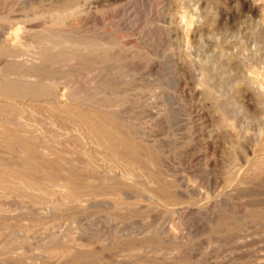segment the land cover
I'll return each mask as SVG.
<instances>
[{
    "label": "rangeland",
    "instance_id": "rangeland-1",
    "mask_svg": "<svg viewBox=\"0 0 264 264\" xmlns=\"http://www.w3.org/2000/svg\"><path fill=\"white\" fill-rule=\"evenodd\" d=\"M157 1L119 0V3L117 0H91L92 13L87 18L85 16L80 19L81 36L86 39L97 36L104 43L112 40L115 46L113 52L108 53L109 57L103 52V56L95 58L98 61L90 57L92 62L90 59L88 61L91 63L82 62L76 66L73 74L74 79L84 83L82 85L85 87L96 80L98 85H110L108 91L121 92L118 95L101 96L104 98L96 100L101 104L116 103L118 106L115 115L99 116L101 123L96 124L94 121L96 118L93 116L92 100L89 97L79 96V100L75 101L63 100L61 106L64 109L56 112L57 110L49 107L52 99L22 95L17 87L10 88L0 83V111L3 110L0 113V129L3 130L2 127L5 126L4 129L12 130V136L8 137L10 141L7 140L5 145L0 142V158H5L6 155L8 157L9 152L11 156L14 152L12 150H18L19 146V152L15 151L18 155L15 152L13 154L16 159L13 155L14 160L10 156L9 159L6 157L12 168L16 165L20 166V171L21 168L24 171L27 168L23 165L26 161L29 168L30 163L33 164L32 168L38 167V163H33L37 157L32 153L35 158H31L28 151L30 145H23V137L31 142L34 137L35 144L26 141L32 145L30 151L35 152L32 149L38 147L37 151L45 152L47 160L51 161L48 153L54 154L58 150L54 155L60 152L61 156L57 154L58 157H52V160L58 158L61 161L65 156V160L69 158L77 163L80 161L78 166L102 164L100 157H95L93 146L94 129L91 128L95 125L94 128L99 131L100 127L106 131L102 130L100 135L104 137V140L101 137L105 147L102 149L103 153H106L107 159L111 157L109 161H113L109 164H116L117 156L119 166L123 165L122 162L125 164L127 160L130 161L120 154L122 143L128 141L132 146L144 148L141 149L143 154L139 158L141 163L139 160L138 163H147L146 168L151 166V173L147 169L149 173L142 171L141 174L153 176L141 175L139 172L135 178L138 181V191L135 187L136 192H130V198L133 196L131 200L126 199L124 202L122 199L120 202H124L123 205L118 201L121 204L119 207V203L114 206L116 201L112 197L106 198L108 205L96 203L93 206L83 203V207H80L69 191L59 187L47 190L51 192L29 191L30 184L23 180V172H16V167L12 170L8 166L9 162L4 159L0 170L10 176L0 174V264H264V0ZM183 15L193 18L194 25L188 39L181 43L179 34L169 33V19ZM125 22H129V25ZM94 27L98 29L97 32ZM106 29L107 34L111 30L113 35H107ZM115 48L119 52L115 53ZM7 69L9 70V66L4 62L0 63L1 72H6ZM39 73L48 78L53 75L56 78L63 76L61 70L56 72V69H45ZM8 98L14 100H10V103ZM85 99H88L87 102ZM83 101L87 104L83 105ZM25 103L31 104V108L29 104L25 106ZM30 109H35L33 114L37 112L36 115H31ZM23 114L25 118L21 117ZM27 114H30L29 118ZM85 114L90 118L87 115L85 117ZM17 115L21 117L20 120L25 119L28 129L23 132L26 134L11 124ZM51 115L56 117L51 118ZM53 117L58 121L55 122ZM115 117L119 119L113 123ZM7 118L10 125L5 123ZM51 123L55 125L51 126ZM120 125L124 130L119 128ZM110 126L116 129L113 130ZM36 131H42L41 134L47 138L44 139L41 135L40 138V133L37 134ZM120 132L123 135H119ZM128 135L135 137L137 141L132 142L134 139ZM16 137H20V140ZM58 140L61 142H57ZM11 142L8 152L10 145H6ZM139 142L140 144L135 145ZM47 143H50L48 149L45 147ZM139 145L142 146L138 147ZM21 148L31 156L25 153L29 158L26 157ZM147 152L152 153L149 159L145 156ZM18 157L22 158L19 160H23V164ZM25 157L29 160L24 161ZM81 160L84 161L83 164ZM152 170L155 174H152ZM159 170L163 176H158L160 183L155 180ZM35 174L39 173L33 175ZM20 175L24 182L17 179ZM36 175L35 177H40ZM46 181L49 185L50 181ZM42 182L40 183H47L45 180ZM156 184L159 187L165 184L161 191L164 190L166 194L159 191ZM166 184H170L168 188H165ZM143 188L146 191L154 188L156 190L153 191L158 193L149 191L155 194L153 197ZM169 190L174 195L171 198L167 194ZM156 198H162V202L164 198L165 203H156Z\"/></svg>",
    "mask_w": 264,
    "mask_h": 264
},
{
    "label": "bare ground",
    "instance_id": "bare-ground-1",
    "mask_svg": "<svg viewBox=\"0 0 264 264\" xmlns=\"http://www.w3.org/2000/svg\"><path fill=\"white\" fill-rule=\"evenodd\" d=\"M91 0H0V63L4 62L7 66H9V70L6 71V72H1L0 71V83L2 84H6L8 85V87L10 86L11 87H17L19 89V92L22 93V95H33V96H40L42 98H50L49 100H53V102L50 103L49 107L51 106L54 110H57L56 112H58V110L60 111V109H64L61 105H62V102L63 100H67V101H75V100H79V98L82 96V97H89L91 98L92 101H90L91 105L93 106V116L96 118V120L94 119L95 123L96 124H99L101 123V120H100V117L99 116H102V115H115V112H116V109H117V105L116 103H112V104H101V102L99 101H96L97 99L99 100V98L101 96H105V95H113V94H120L121 92H111V91H108V87L110 86H103V85H98V81L96 80H93L90 84H89V87H85L83 86L84 83H80L79 81H76L74 79V72H75V69H76V66L80 65L82 62H86L88 61V59H90L91 61V58L94 57V60L95 58H98L100 56H103L102 55V52L105 53L106 55H108L109 52H113V49H114V43H112L113 41L112 40H108V42H103L101 41L102 39H100L101 37H99L100 40H98V38L96 37H91V39H86L84 38L83 36L80 35L81 33V27H80V19L85 17L87 18V16H89L92 11H93V8L91 9V3H90ZM100 1V0H99ZM119 2V0H117ZM123 1V0H122ZM157 1V0H156ZM141 2V1H140ZM158 2V1H157ZM175 2V1H174ZM110 3V2H109ZM120 3V2H119ZM127 3V2H126ZM177 3V1H176ZM107 4V3H106ZM117 4V3H116ZM94 5V4H93ZM123 5V4H122ZM97 6V5H96ZM99 6V5H98ZM109 6V5H106V7ZM111 6V5H110ZM118 6V5H117ZM94 7V6H93ZM100 7V6H99ZM98 7V8H99ZM102 7V5H101ZM116 7V6H115ZM119 7V6H118ZM125 7V6H124ZM117 8V7H116ZM95 9V8H94ZM120 9V8H119ZM125 9V8H123ZM104 10V9H103ZM122 10V9H121ZM133 10V9H132ZM123 11V10H122ZM128 11V10H127ZM105 12V10H104ZM112 12V11H111ZM110 12V13H111ZM115 12V11H113ZM126 12V11H125ZM131 12V11H130ZM136 13V12H134ZM99 14V13H98ZM108 14V13H107ZM112 14V13H111ZM118 14V13H117ZM120 14V13H119ZM121 14H124V13H121ZM129 14V13H127ZM109 15V14H108ZM133 15V14H132ZM135 15V14H134ZM179 15V14H178ZM110 16V15H109ZM120 16V15H119ZM129 15H127L128 17ZM136 16V15H135ZM134 16V17H135ZM199 16V15H198ZM111 17V16H110ZM123 17V15H122ZM132 17V16H130ZM191 17V16H190ZM193 17V16H192ZM91 18V17H90ZM90 18H88L90 20ZM94 18V17H93ZM92 18V19H93ZM113 18V17H112ZM126 18V17H125ZM91 19V20H92ZM96 19V18H95ZM114 19H116L114 17ZM118 19V18H117ZM121 19V18H120ZM119 21H122L120 20ZM128 19V18H127ZM126 19V20H127ZM136 19V17H135ZM193 18H189L188 15H183V16H180V17H171L169 19L170 21V30H169V33L170 34H179V37H180V41L181 43H184L187 39H188V35L189 33L192 31V25H194V20H192ZM94 20V19H93ZM105 20V19H104ZM109 20V19H107ZM125 20V21H126ZM130 21V19H129ZM134 21V20H133ZM138 21V20H137ZM86 22V21H85ZM91 22V21H90ZM103 22V21H102ZM131 22V21H130ZM168 22V21H167ZM88 23V22H87ZM86 23V25H87ZM95 23H96V20H95ZM122 23V22H121ZM124 23V21H123ZM126 23V22H125ZM89 24V23H88ZM94 24V22H93ZM104 24V22H103ZM101 23V25H103ZM113 24V23H112ZM117 24H120V22H117ZM129 25V22L126 23ZM137 24V23H136ZM198 24V23H197ZM133 25V24H132ZM95 26V24H94ZM119 26V25H118ZM117 26V27H118ZM122 26V24H121ZM125 26V25H124ZM89 29H91L90 27H88ZM95 28V27H94ZM97 28V26H96ZM95 28V31L98 30ZM136 28V27H135ZM86 29V28H85ZM104 29V28H103ZM134 29V28H133ZM137 30V29H135ZM167 30V29H166ZM120 31V30H119ZM88 32V30H87ZM97 32V31H96ZM107 32V29L105 31V33ZM110 34L111 33V30L108 31ZM135 32V31H134ZM133 32V34H134ZM193 32V31H192ZM84 33V32H83ZM113 33V31H112ZM111 33V34H112ZM130 33V32H129ZM168 33V32H167ZM107 34V33H106ZM106 34L103 36L105 37ZM107 34V35H108ZM83 35V34H82ZM93 36H95L94 34H92ZM101 35V34H100ZM113 35V34H112ZM110 35V38L111 39V36ZM115 36V35H114ZM150 36V35H149ZM178 36V35H177ZM135 37V36H134ZM141 37V36H140ZM107 38V37H106ZM104 38V41H107V39ZM118 38V37H117ZM113 39V38H112ZM116 39V38H115ZM123 41V40H122ZM121 41V42H122ZM117 43V42H116ZM125 43V42H124ZM127 43V42H126ZM123 44V43H121ZM137 46V44H134ZM121 45H119L120 47ZM118 47V46H117ZM140 47V46H139ZM131 48H132V44H131ZM158 48V47H157ZM116 49V52L117 53V48ZM135 49V48H134ZM149 49V48H148ZM151 49V48H150ZM140 50V49H139ZM149 51V50H148ZM119 52V51H118ZM154 52V51H153ZM106 55H104L106 57ZM111 55V54H110ZM114 56V55H113ZM119 55H117L118 57ZM136 56V55H135ZM91 57V58H90ZM109 57V55H108ZM111 57V56H110ZM139 58V57H138ZM109 59V58H108ZM153 59V57H152ZM93 60V59H92ZM104 60V59H103ZM90 61H88L89 63H91ZM95 61H98L97 59ZM93 61V63L95 62ZM109 61V60H108ZM107 61V62H108ZM105 62V61H104ZM118 62V61H117ZM88 63V64H89ZM98 63V62H97ZM106 63V62H105ZM103 63V64H105ZM96 64V63H95ZM94 64V65H95ZM100 64V63H99ZM117 64V63H116ZM258 65V64H257ZM91 66V65H90ZM93 66V65H92ZM91 66V67H92ZM96 66V65H95ZM94 66V67H95ZM100 66V65H99ZM108 66V65H107ZM112 66V65H111ZM4 67V66H3ZM98 67V65H97ZM5 68V67H4ZM123 68V67H122ZM253 68V67H252ZM45 69H56V72L57 70H61V73L63 74L62 77H46L45 75L44 76H41L40 75V71H43ZM86 69V68H85ZM96 69V68H95ZM98 69V68H97ZM252 70V69H251ZM260 70V69H259ZM88 71V70H87ZM91 71V70H90ZM98 71V70H97ZM262 72V71H261ZM264 72V71H263ZM51 73V72H50ZM53 73V72H52ZM116 73V72H115ZM204 73V72H203ZM95 74V73H94ZM100 74V72H99ZM86 75V74H85ZM92 75V74H91ZM112 75V74H111ZM117 75V74H116ZM81 76V75H80ZM97 76H99L97 74ZM258 76V75H257ZM90 77V76H89ZM106 77V76H105ZM104 77V78H105ZM127 77H129L127 75ZM131 77V76H130ZM206 77V76H205ZM204 78V77H203ZM207 79V78H206ZM255 79V78H254ZM258 79V78H257ZM86 80V79H85ZM101 80V79H100ZM104 80V79H103ZM124 80V79H123ZM138 80V79H137ZM253 80V79H252ZM81 81V80H80ZM83 81V80H82ZM81 81V82H82ZM106 81V79H105ZM108 81V80H107ZM126 81V80H125ZM257 80H255L256 82ZM264 81V80H263ZM102 82V81H101ZM111 82V80L109 81ZM207 82V81H206ZM100 83V82H99ZM83 84V85H82ZM88 84V83H87ZM102 84V83H101ZM252 84V83H251ZM254 84V83H253ZM256 84L259 85L258 82H256ZM123 85V84H122ZM257 85V86H258ZM262 86V85H261ZM264 86V85H263ZM116 91V90H115ZM130 95V94H129ZM80 96V97H79ZM1 97V96H0ZM109 97V96H108ZM126 97V96H125ZM2 98V97H1ZM101 98H104V97H101ZM9 99V98H8ZM1 100V99H0ZM7 100L11 103V101L13 100ZM51 100V101H52ZM87 102L88 99H85ZM108 100V99H106ZM17 101V100H16ZM24 101V100H23ZM26 101V100H25ZM28 101V100H27ZM19 102V101H18ZM30 102V101H29ZM32 102V101H31ZM34 102V101H33ZM38 102V101H37ZM84 101L82 102L83 105L87 104L85 103ZM5 103V102H4ZM14 104V103H13ZM11 104V105H13ZM20 104V103H19ZM24 104V103H23ZM29 103H25V106H28ZM41 104V103H40ZM39 104V106H40ZM43 104V103H42ZM46 104V103H45ZM44 104V105H45ZM49 104V103H48ZM36 105V104H35ZM33 105V106H35ZM38 105V104H37ZM22 106V104H21ZM23 105V107H25ZM31 106V104H29V107ZM91 106V107H92ZM2 107V106H0ZM29 107H27V109H29ZM66 107V106H65ZM120 107V106H119ZM151 107V106H150ZM8 108V107H7ZM17 108V107H16ZM26 108V107H25ZM31 108V107H30ZM33 109V108H32ZM32 109H30L32 111ZM37 111H38V108H36ZM45 109V107H44ZM42 109V110H44ZM48 109V107H47ZM51 108H49L50 110ZM51 109V110H53ZM72 109V107H71ZM79 109V108H78ZM82 109V108H80ZM84 109V108H83ZM88 109V108H87ZM86 109V110H87ZM40 110V108H39ZM66 110L68 111V109L66 108ZM73 111L74 108L72 109ZM29 111V110H28ZM30 111V112H31ZM35 111V109L32 111L31 115H34L33 112ZM65 111V110H63ZM85 111V110H84ZM91 111V110H90ZM3 112L0 111V113ZM13 112V110L11 111ZM27 112V111H26ZM42 112H46V111H42ZM52 112V111H51ZM77 112V111H76ZM89 112V111H87ZM25 113V112H24ZM28 113V112H27ZM39 115H40V112H38ZM48 113V112H47ZM53 113L55 114V112L53 111ZM52 113V114H53ZM62 113V112H61ZM66 113V112H64ZM68 113V112H67ZM66 113V114H67ZM71 112L68 113V115L70 114ZM81 113V112H80ZM86 113V111H85ZM118 113V111H117ZM116 113V114H117ZM3 114V113H2ZM8 114V113H7ZM14 114H15V111H14ZM26 114V113H25ZM25 114L21 115V117L23 116V118H25ZM43 114V113H42ZM60 114V112L58 113ZM73 114V113H72ZM70 114V115H72ZM89 114V113H88ZM119 114V113H118ZM6 115V114H5ZM28 115V114H27ZM26 115V116H27ZM30 115V114H29ZM29 115H28V118H29ZM36 115V114H35ZM44 115V114H43ZM81 115V114H80ZM87 114H85V117H86ZM91 115V114H90ZM2 116V115H0ZM4 116V115H3ZM13 116V115H12ZM18 117H16V119H12L11 123L12 125H15L17 126L20 130H22V132L26 131L28 128H27V124L25 123V119L24 121L23 120H20L19 118V115H17ZM38 116V115H37ZM48 116H49V113H48ZM52 116H55L56 115H51L50 117L52 118ZM59 116V115H58ZM57 116V117H58ZM74 116V115H73ZM88 116V115H87ZM117 116V115H116ZM120 116V115H118ZM5 117V116H4ZM41 117V116H40ZM60 117V116H59ZM76 117V116H75ZM81 117V116H80ZM123 117V116H121ZM1 118V117H0ZM35 118V117H34ZM43 118V117H42ZM54 118V117H53ZM88 118H90V116H88ZM116 118V117H115ZM118 118V117H117ZM113 119L114 121L115 120H118V119ZM124 118V117H123ZM3 119H6V118H3ZM31 119V118H30ZM33 119V118H32ZM36 119V118H35ZM34 119V121H36ZM44 119V118H43ZM56 120V118H54ZM60 119V118H59ZM85 119V118H83ZM105 119V118H103ZM102 119V120H103ZM107 119V118H106ZM29 120V119H28ZM27 120V121H28ZM46 120V119H44ZM80 120V119H79ZM78 120V121H79ZM109 121H111L112 119H107ZM112 120V121H113ZM42 121V120H41ZM39 121V122H41ZM50 121V120H48ZM52 121V120H51ZM58 120H56L55 122H57ZM105 121V120H104ZM103 121V124L105 123ZM113 123H116V121ZM4 122V121H3ZM30 122V121H29ZM38 122V121H37ZM84 122V121H82ZM122 122V121H121ZM125 123V121H123ZM8 125H10V123L8 122V118L6 120V122ZM35 123V122H34ZM67 123H69L67 121ZM72 123V122H71ZM107 123V122H106ZM109 123V122H108ZM120 123V122H118ZM127 123V122H126ZM36 124V123H35ZM45 124V123H44ZM87 124V123H86ZM102 124V126H103ZM121 124V123H120ZM123 124V123H122ZM34 125V124H33ZM37 125V124H36ZM40 125V124H39ZM46 125V124H45ZM55 124L51 123V126H53ZM127 124H125L126 126ZM4 126V125H3ZM41 126V125H40ZM91 126L88 125V127ZM106 126V125H105ZM121 126V125H120ZM128 126V125H127ZM5 127V126H4ZM0 129L2 132L0 133V142H2L3 145H5V142H7V140H9L8 137H10V130L11 129ZM14 127V126H13ZM16 127V128H17ZM30 127H34V126H30ZM29 127V129H30ZM76 127V126H75ZM95 127V125H94ZM91 128L94 129V131L92 132V135H93V140L94 142L92 141V138H91V141L93 142V146H94V151H95V157H97V155L100 157V162L102 164H99L98 162H95V163H98V165H93V166H90L88 164H83L84 161H82V164L81 166H78V164L81 162L78 161V163L76 161H73V160H65L67 159L64 155H66L64 153V160L61 159H54L52 160L53 158L52 157H58L57 154H59L60 152H57L56 156L54 155L56 151L54 152V154H50V157H51V161L50 159L47 160L48 158L45 157L47 156L45 154V152L43 153L42 151L39 152L37 151V149H32L34 150L35 152H31V148H32V145L29 143L31 141L28 140V138H24L25 140H23L21 138V141L23 143V145H30L29 147V155L31 156V158L34 156L32 153H35L37 159H38V162L35 160H37L35 157V160L33 162V159L32 162L37 164L38 163V167L36 169L32 168V163L31 160L29 161V163L31 164V167L29 168L28 166H30L28 164V161H26V159H28L29 155L24 152V148L21 150L23 151V153L25 154L26 157L28 158H24L27 163H22L23 160H19V159H22L21 157L17 158L19 160V162L21 164L24 165V168L25 166L27 168H25L24 171H22L23 169L21 168V172L19 170L20 166L18 165L19 162H17L18 160H16V164L19 166V167H16V165H13L15 168L14 172H20L22 173V178L24 181H29V184L30 186L27 184V187L29 186V191L31 189L32 192L34 191H47V190H51L52 188H56V187H59L61 189H65L67 191H69L70 195H72L74 197V201L76 203V205H79L80 207L82 206L81 204L83 203H88V204H92L93 206H95L96 203H104V204H107L108 202L106 201L107 197H112L113 199H115L116 202H114V206H116L117 203H119L122 199L125 200L127 199H130L133 197L130 198V192H132L134 190V192L138 191L137 189V180H135V178H137L138 176V173L143 171V172H146L147 169H149V172L151 173V166L150 168H146L148 167V165L144 164L143 161L142 164H139L138 162L140 161L139 158H141L142 154H143V151H141V149L144 150V148L141 147L140 148H137L136 146H132V144H128L126 142H124V136H123V142L122 143V146L120 144V148L122 149L121 153L123 157H125L126 159L128 158L130 161L127 162L124 164L122 161V164L123 165H120L119 166V157H115V161L117 162L116 164L114 163H111L109 164L110 162H113V161H109V158L111 160V157H108V159L106 158L105 154L103 153V148H105L102 144V139L104 137H102L100 135L101 131L103 129H101L102 127H100V131L97 129V128ZM112 129H113V126H110ZM37 128V127H36ZM34 128V129H36ZM39 128V126H38ZM55 128V127H53ZM78 128V126H77ZM76 128V129H77ZM90 128V127H89ZM115 128V127H114ZM121 129L124 130V128L121 126L119 127ZM32 129V128H31ZM58 129V128H57ZM60 129V127H59ZM62 130H64L63 128H61ZM79 129V128H78ZM110 129L109 131H111L113 133V130L115 129ZM39 130V129H38ZM89 129V131H91ZM12 131V130H11ZM29 132H32L33 130H28ZM27 131V132H28ZM61 132V130H58ZM73 131V130H72ZM75 131V129H74ZM80 131V130H79ZM105 130H103L104 132ZM128 131V130H127ZM23 132V133H24ZM35 132V131H33ZM63 132V131H62ZM65 132V131H64ZM106 132V131H105ZM136 133V131H134ZM13 133V132H12ZM18 133V131H17ZM37 133V131H36ZM40 133L39 134V137L42 138L41 136H43L42 134V131L41 132H38ZM37 133V134H38ZM42 133V134H41ZM54 133H56L54 131ZM53 133V134H54ZM73 133V132H72ZM82 133V132H80ZM121 133V132H120ZM133 132H131L132 134ZM26 134V133H24ZM31 134V133H30ZM30 134H27L28 137ZM36 134V135H37ZM45 134V133H44ZM134 134V133H133ZM139 134V133H137ZM15 135V134H13ZM20 135V134H19ZM33 135V133H32ZM35 135V133H34ZM41 135V136H40ZM91 135V134H90ZM103 135V133H102ZM113 135L115 136V134L113 133ZM117 135V134H116ZM119 135H123L122 133L119 134ZM12 136V135H11ZM18 136V135H17ZM104 136V135H103ZM106 136V135H105ZM118 136V135H117ZM131 137V135H128ZM135 136V135H134ZM262 136V135H261ZM15 138V136H13ZM21 137V136H20ZM20 137L19 140H20ZM31 137V136H30ZM29 137V138H30ZM102 137V139H101ZM137 137V136H136ZM17 138V137H16ZM17 138V139H18ZM32 138V137H31ZM44 138V136H43ZM47 138V137H46ZM44 138V139H46ZM59 138V137H58ZM62 138V137H61ZM60 138V139H61ZM106 138V137H105ZM109 138V137H108ZM115 138V137H113ZM132 138V137H131ZM130 138V139H131ZM135 138V137H134ZM132 138V139H134ZM18 142H20L21 144V141L17 140ZM83 139V138H81ZM88 139V138H87ZM86 139V140H87ZM90 139V138H89ZM120 139V138H119ZM129 139V140H130ZM131 139V140H132ZM138 141H141L139 140V138H137ZM29 141L28 143L26 141ZM31 140V139H30ZM54 140H56L54 138ZM104 140V139H103ZM118 140V138H117ZM127 140V139H126ZM10 141V140H9ZM34 137H33V140L31 143H34ZM37 142H40L36 139ZM60 140H58L57 142H59ZM88 141V140H87ZM86 141V142H87ZM89 141V142H91ZM111 141V140H110ZM109 141V143H111ZM137 141V140H136ZM135 139L132 140V142H136ZM61 142V141H60ZM105 142H106V139H105ZM131 142V141H130ZM131 142V143H132ZM9 143V142H8ZM6 146L10 147L8 148V152L12 146V142L10 144H8ZM15 143V142H14ZM26 143V144H25ZM28 144V145H27ZM40 144V143H39ZM38 144V145H39ZM45 144V143H42V145ZM50 144V143H49ZM47 143V145H45V147H47V149L49 148ZM61 144V143H60ZM64 144V143H63ZM91 144V143H89ZM119 144V143H118ZM137 144H140L139 143H136L135 145ZM262 144V143H261ZM1 145V144H0ZM22 145V146H23ZM107 145V144H105ZM112 145V144H111ZM110 145V146H111ZM37 146V145H36ZM92 146V147H93ZM115 146V144H114ZM142 145H139L138 147H140ZM144 146V145H143ZM150 146V145H149ZM15 147V146H14ZM42 147V146H41ZM44 147V148H45ZM56 147H58V145H56ZM71 147V146H70ZM108 147V145H107ZM116 147V146H115ZM18 150H19V146H17ZM33 148H35V145L33 146ZM52 148V147H50ZM54 148V147H53ZM59 148V147H58ZM61 148V146H60ZM113 148V146H112ZM153 148V147H152ZM14 149V148H13ZM28 149V148H27ZM26 149V150H27ZM46 149V148H45ZM46 149V150H47ZM62 149V148H61ZM73 149V147H72ZM109 149V148H108ZM157 149V148H156ZM257 149V148H256ZM18 150H12V151H18ZM39 150V149H38ZM54 150V149H53ZM51 150V151H53ZM63 150V149H62ZM106 150V149H105ZM117 150V149H115ZM147 150V148H146ZM145 150V151H146ZM11 151V152H12ZM37 151V152H36ZM48 151V150H47ZM50 151V152H51ZM64 151H67V150H64ZM148 151V150H147ZM256 151V150H255ZM2 152V151H1ZM6 151V153H8ZM14 152L12 153V155L14 154ZM19 152V151H18ZM18 152L16 154L15 152V155H18ZM78 152V151H77ZM83 152V151H82ZM105 152V151H104ZM118 152V151H117ZM38 153V154H37ZM41 153V154H39ZM76 153V152H75ZM79 153V152H78ZM108 153V152H107ZM149 153V152H147ZM147 153H146V157H148L149 159V155H151L150 153L148 154L147 156ZM155 153V152H154ZM158 153V152H157ZM259 153V152H258ZM262 153V152H261ZM4 153H2L3 155ZM10 152H9V155L7 157V155L4 157L1 156V159L0 158V164L3 163L6 159V157L9 159V156H10ZM23 154V155H24ZM45 154V155H44ZM94 154V153H93ZM103 157H101V155H103ZM145 154V153H144ZM12 155L10 156V159L11 160H14V158L16 159V156L14 157L13 155V159H12ZM19 155L21 156V152L19 153ZM51 155H54V156H51ZM109 155V154H108ZM113 155V153H112ZM155 155V154H154ZM59 156H61L59 154ZM68 156V154H67ZM85 156V155H84ZM88 156V155H87ZM110 156V155H109ZM113 156H116V155H113ZM121 156V157H122ZM156 156V155H155ZM158 156V155H157ZM23 157V156H22ZM49 157V156H48ZM90 157V156H89ZM97 157V159L99 158ZM47 158V159H46ZM77 158V157H76ZM76 158L74 160H76ZM94 158V157H92ZM114 158V157H113ZM158 158V157H157ZM6 159V161L8 160ZM73 159V157H72ZM95 159V158H94ZM156 159V158H155ZM29 160V159H28ZM78 160V158H77ZM139 160V161H138ZM143 160V159H142ZM145 160V159H144ZM153 160V159H152ZM160 160V159H159ZM163 159H161L162 161ZM10 161V160H9ZM7 161V162H9ZM86 161V160H85ZM155 161V160H153ZM14 162V161H13ZM14 162V163H15ZM149 162V161H148ZM160 162V161H159ZM158 162V164H159ZM244 162V161H243ZM138 163V164H137ZM141 163V161H140ZM26 164V165H25ZM109 164V165H108ZM146 165V166H145ZM8 166H10V162L8 163ZM164 166V165H163ZM260 166V165H259ZM11 167V166H10ZM13 167V168H14ZM34 167V166H33ZM156 167V166H155ZM153 167V168H155ZM158 167V166H157ZM9 168V167H8ZM12 168V167H11ZM12 168V170H13ZM257 168V167H256ZM158 169V168H157ZM157 169H154L155 171ZM154 170H152V174L155 172H153ZM263 170V169H262ZM2 170H0L1 172ZM162 171V170H161ZM6 172V171H5ZM12 172V171H11ZM13 172V173H14ZM15 172V173H16ZM147 171V173H149ZM4 174L6 177H9L10 175H6L3 171L0 173V174ZM34 173H39L38 175L40 177H35V175H33ZM160 170H159V173H156L157 175V178L155 180H159V175L162 176L160 174ZM8 174V173H7ZM166 174V173H165ZM261 174V173H260ZM2 175V176H4ZM21 175L18 176L17 179H20L21 178ZM36 175V176H38ZM141 175H150V177H153L151 176V174H141ZM154 175V176H156ZM1 176V175H0ZM4 176V178H5ZM14 177V175L12 176ZM16 177V176H15ZM148 177V176H147ZM3 178V177H2ZM3 178V179H4ZM163 178V176H162ZM184 178V177H183ZM236 178V177H235ZM249 178V177H248ZM252 178V177H251ZM20 179V180H22ZM151 179V178H150ZM6 180V179H5ZM19 180V181H20ZM22 180V182H24ZM42 180H45V182H47L46 180H49L50 184L48 185V182L45 183L47 184L46 186H44L45 184H41L40 182H42ZM153 180V179H152ZM4 181V180H3ZM18 181V182H19ZM25 181V182H26ZM137 181V182H136ZM165 181V180H164ZM168 181V180H167ZM136 182V183H135ZM158 182V181H157ZM156 182V183H157ZM163 181H161L162 183ZM170 182V181H169ZM251 182V181H250ZM20 183V182H19ZM28 183V182H27ZM43 183V182H42ZM59 183V184H57ZM61 183V184H60ZM154 183V182H153ZM159 183H160V180H159ZM158 183V184H159ZM171 184V183H170ZM169 184V185H170ZM6 185V184H4ZM11 185V184H10ZM140 185V184H139ZM150 185V184H148ZM162 186H158L156 184L157 187H159V191H161V189H164V185L165 184H162ZM167 186H165V188L167 187L168 188V184H166ZM14 186V185H13ZM171 186L175 187V185H172ZM21 187V186H20ZM136 187V188H135ZM162 187V188H161ZM178 187V186H177ZM176 187V188H177ZM137 189L135 191V189ZM175 188V189H176ZM25 189V188H24ZM28 189V188H26ZM60 189V190H61ZM145 189V188H143ZM146 189H149L148 187ZM145 189V191H146ZM154 189V188H153ZM153 189H150V190H147L146 193H149V191H152L153 193H158V191H153ZM10 190V189H9ZM142 191V188L140 189ZM156 190V189H154ZM166 190V189H165ZM170 190H171V187H170ZM170 190H169V193L167 192L168 195H170L169 197L171 198L172 196L174 195H171L170 193ZM173 190V189H172ZM171 190V191H172ZM66 191V194L68 193ZM140 191V192H141ZM168 191V190H167ZM177 191V190H176ZM175 191V192H176ZM47 192H51V191H47ZM46 192V193H47ZM161 192H164V190H162ZM174 191H172V194ZM36 193V192H34ZM39 193V192H38ZM45 193V192H44ZM153 193H149V194H152ZM179 193V192H178ZM65 194V195H66ZM159 194H162L159 192ZM164 194H166V192H164ZM164 194H162L164 196ZM177 194V192H176ZM175 194V195H176ZM21 195V194H20ZM148 194H146L147 196ZM155 195V194H154ZM153 195V197H154ZM158 195V194H156ZM44 196V195H43ZM71 196V197H72ZM145 196V197H146ZM161 196V195H160ZM177 196V195H176ZM33 197V196H32ZM36 197V196H35ZM67 197H68V194H67ZM158 197V196H156ZM30 198V197H28ZM66 198V197H65ZM111 198V199H112ZM149 198V196H148ZM147 198V199H148ZM69 199H72L69 197ZM67 199V200H69ZM102 199V200H101ZM110 199V201H112ZM139 199V198H138ZM146 199V200H147ZM175 199V198H174ZM48 200V199H47ZM126 200V201H127ZM135 200V199H134ZM164 198H163V202H164ZM109 201V199H108ZM119 201V202H118ZM154 201L156 203H161L162 202V198L161 199H154ZM153 201V202H154ZM124 202H120L122 205L124 204ZM132 202V201H131ZM134 202V201H133ZM162 202V203H163ZM50 203V202H48ZM63 203V202H62ZM67 203V202H66ZM75 203H73L75 205ZM112 203V202H111ZM110 203V204H111ZM116 203V204H115ZM119 203V205L117 207H119L121 204ZM161 203V204H162ZM165 203V202H164ZM163 203V204H164ZM51 204V203H50ZM33 205V204H32ZM99 205V204H98ZM108 205V204H107ZM152 205V204H151ZM150 205V206H151ZM55 206V204H54ZM77 206V207H79ZM89 206V205H88ZM97 206V205H96ZM113 206V207H114ZM149 206V207H150ZM83 207V206H82ZM85 207V205H84ZM133 207V206H132ZM135 207V206H134ZM57 208V207H56ZM86 208V207H85ZM116 208V207H115ZM130 208V207H129ZM129 208H126V209H129ZM61 209V208H60ZM65 209V208H64ZM118 209V208H117ZM1 211V210H0ZM67 211V210H66ZM88 212V211H87ZM141 212V211H140ZM75 213V212H74ZM79 214V213H78ZM41 217V215L39 216ZM129 217V216H128ZM130 218V217H129ZM2 224V223H1ZM31 226V225H30ZM29 226V227H30ZM164 232V231H163ZM232 235V234H231ZM123 239V238H122ZM150 242V241H149ZM110 246V245H109ZM44 254V253H43ZM86 254V253H85ZM158 254V253H157ZM42 257V256H41ZM93 257V256H92ZM26 262V261H25Z\"/></svg>",
    "mask_w": 264,
    "mask_h": 264
}]
</instances>
